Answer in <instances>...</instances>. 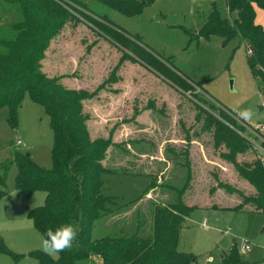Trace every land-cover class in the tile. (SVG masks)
Wrapping results in <instances>:
<instances>
[{"label":"rangeland","instance_id":"1","mask_svg":"<svg viewBox=\"0 0 264 264\" xmlns=\"http://www.w3.org/2000/svg\"><path fill=\"white\" fill-rule=\"evenodd\" d=\"M70 1L83 11L74 8L75 14L57 3L66 23L50 40L42 70L68 89L91 93L102 87L85 101L83 113L90 117L87 125L92 138H107L115 128L113 139L122 146L107 153L112 161L107 166L118 170L103 176L105 194L117 197L119 205L139 200L141 212L151 216L153 206L172 202L177 194L158 188L146 195L152 181L146 173L153 174L159 184L182 188L188 177L183 153L188 151L191 183L184 200L196 208L185 223L180 250L193 255L191 264H223L222 257L231 253L235 242L245 261L261 264L264 215L249 206L235 210L241 197L218 188V183L246 196L255 195L256 190L224 159L229 150L217 145L214 131L204 130L207 113L219 118L221 107L235 115L240 109H251L250 123L264 122V87L251 74L246 44L238 38L202 33L213 10L230 16L226 0H147L142 11L134 14L104 0ZM28 7L26 0H0V21L24 19ZM256 20L264 28V10L256 8ZM103 21L138 38L140 44L108 32ZM135 46L165 61L167 69L158 63L155 71L138 61L130 50ZM54 144L51 118L29 93L15 121L9 108L0 110V165L22 153L50 170ZM250 146L247 153L238 155L239 163L259 159V152ZM17 175L13 165L0 201V264H38L32 252L41 251L42 234L30 214L45 206L47 193L19 195ZM214 204L216 209L211 208ZM243 242L251 247L246 253L240 251Z\"/></svg>","mask_w":264,"mask_h":264},{"label":"trees","instance_id":"2","mask_svg":"<svg viewBox=\"0 0 264 264\" xmlns=\"http://www.w3.org/2000/svg\"><path fill=\"white\" fill-rule=\"evenodd\" d=\"M26 2L30 8L24 19L0 21V33H6V36H0V110L9 108L12 121H15L26 93L33 102L46 109L55 133L53 167L44 170L33 162L31 155L17 153L0 165V201L6 194L8 172L15 165L19 195L30 196L36 191L47 193L45 206L30 214L39 232L43 235L48 228L55 229L69 223L78 229L73 248L59 253L57 259L42 251H34L32 255L38 264H191L193 255L180 250L185 223L196 208L184 200L191 183L188 151L183 153L187 159L184 167L188 170V177L182 188L159 184L153 174L146 173L152 177L146 195L158 188L173 189L177 194L174 201L153 206L151 216L141 212L143 207L139 200L119 205L117 197L106 195L103 176L118 170L107 166L112 163L107 159V153L112 147L122 146L113 139L115 128L107 138H92L87 125L90 117L83 113L85 101L93 99L102 87L91 93L84 89H68L59 79L49 78L43 72L44 52L66 23V16L59 15L58 9L62 8L53 0ZM103 2L127 14L140 13L148 3L147 0ZM226 2L230 16L224 17L218 9L213 10L202 33L205 36L220 34L227 40H242L246 44L251 74L264 87V28L256 21V8L264 10V0ZM101 24L115 36H127L139 43L138 38L128 36L116 25L105 21ZM108 36L110 40L112 37ZM130 50L138 61L155 71H158V63L166 68L165 61H158L152 52L136 46ZM218 112L219 118L207 113L204 130L214 131L217 145H225L229 150L222 156L255 188L256 194L246 196L221 182L218 188L241 197L242 203L235 210L249 206L264 215V167L260 159L253 163L237 161L239 154L250 150V143L236 131H244V128L233 118L234 113L223 107ZM117 167L122 168V165ZM217 207L214 204L211 208ZM135 213L137 219L133 216ZM222 260L223 264H252L241 257L235 242L231 253Z\"/></svg>","mask_w":264,"mask_h":264},{"label":"clouds","instance_id":"3","mask_svg":"<svg viewBox=\"0 0 264 264\" xmlns=\"http://www.w3.org/2000/svg\"><path fill=\"white\" fill-rule=\"evenodd\" d=\"M237 119L250 122L254 113L251 109H240ZM78 237V229L72 224H62L53 229L48 228L41 236L40 250L48 256L57 257L59 253L70 251Z\"/></svg>","mask_w":264,"mask_h":264},{"label":"built area","instance_id":"4","mask_svg":"<svg viewBox=\"0 0 264 264\" xmlns=\"http://www.w3.org/2000/svg\"><path fill=\"white\" fill-rule=\"evenodd\" d=\"M53 1H56V3H58L59 5L62 4L64 7H69L75 14L77 10L83 11V9H81L80 7H77L70 0H53ZM74 8H76V11ZM85 12L87 13V11ZM263 73H264V69H263ZM232 116L238 122V124L244 128V130L248 134L246 135L244 131H239L237 129L236 131L242 137L248 140L250 144L253 146V148L259 152V159L264 167V137L262 135V133H264V122L253 125L250 122H245V121L237 119V116H234V115ZM18 145H22V142L20 140L18 141ZM250 248L251 247L248 242H243L241 244L240 251L242 253H246L250 250ZM261 264H264V258Z\"/></svg>","mask_w":264,"mask_h":264},{"label":"crops","instance_id":"5","mask_svg":"<svg viewBox=\"0 0 264 264\" xmlns=\"http://www.w3.org/2000/svg\"><path fill=\"white\" fill-rule=\"evenodd\" d=\"M227 1V0H226ZM226 5H227V2H226ZM228 9V8H227ZM257 21V20H256ZM206 223V221H204Z\"/></svg>","mask_w":264,"mask_h":264},{"label":"water","instance_id":"6","mask_svg":"<svg viewBox=\"0 0 264 264\" xmlns=\"http://www.w3.org/2000/svg\"><path fill=\"white\" fill-rule=\"evenodd\" d=\"M261 110H263V108L261 107ZM263 232H264V230H263Z\"/></svg>","mask_w":264,"mask_h":264}]
</instances>
